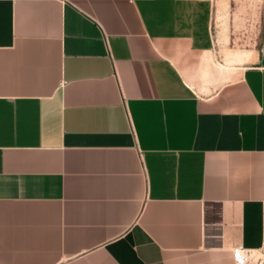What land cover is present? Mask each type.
I'll list each match as a JSON object with an SVG mask.
<instances>
[{
    "label": "crops",
    "instance_id": "0c3cea01",
    "mask_svg": "<svg viewBox=\"0 0 264 264\" xmlns=\"http://www.w3.org/2000/svg\"><path fill=\"white\" fill-rule=\"evenodd\" d=\"M0 0V264H264V9Z\"/></svg>",
    "mask_w": 264,
    "mask_h": 264
},
{
    "label": "rangeland",
    "instance_id": "374dc122",
    "mask_svg": "<svg viewBox=\"0 0 264 264\" xmlns=\"http://www.w3.org/2000/svg\"><path fill=\"white\" fill-rule=\"evenodd\" d=\"M216 6L214 30L218 49L246 51L252 46L254 27L264 0H213Z\"/></svg>",
    "mask_w": 264,
    "mask_h": 264
},
{
    "label": "built area",
    "instance_id": "2783aa9c",
    "mask_svg": "<svg viewBox=\"0 0 264 264\" xmlns=\"http://www.w3.org/2000/svg\"><path fill=\"white\" fill-rule=\"evenodd\" d=\"M232 258L234 264H248L251 256L248 250L238 247L232 250Z\"/></svg>",
    "mask_w": 264,
    "mask_h": 264
}]
</instances>
